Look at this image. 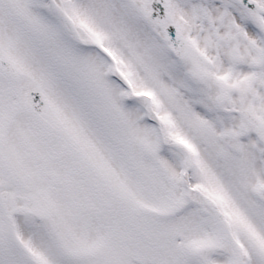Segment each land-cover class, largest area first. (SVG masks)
I'll return each instance as SVG.
<instances>
[{
    "label": "snow or ice",
    "instance_id": "snow-or-ice-1",
    "mask_svg": "<svg viewBox=\"0 0 264 264\" xmlns=\"http://www.w3.org/2000/svg\"><path fill=\"white\" fill-rule=\"evenodd\" d=\"M0 264H264V0H0Z\"/></svg>",
    "mask_w": 264,
    "mask_h": 264
}]
</instances>
